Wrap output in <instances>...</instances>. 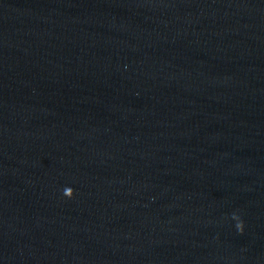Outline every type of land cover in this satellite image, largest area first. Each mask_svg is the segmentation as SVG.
<instances>
[{
    "label": "water",
    "instance_id": "95a60500",
    "mask_svg": "<svg viewBox=\"0 0 264 264\" xmlns=\"http://www.w3.org/2000/svg\"><path fill=\"white\" fill-rule=\"evenodd\" d=\"M0 264H264V0H0Z\"/></svg>",
    "mask_w": 264,
    "mask_h": 264
}]
</instances>
